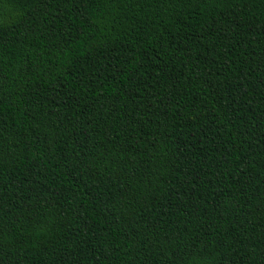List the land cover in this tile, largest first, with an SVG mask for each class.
I'll use <instances>...</instances> for the list:
<instances>
[{"label": "trees", "instance_id": "obj_1", "mask_svg": "<svg viewBox=\"0 0 264 264\" xmlns=\"http://www.w3.org/2000/svg\"><path fill=\"white\" fill-rule=\"evenodd\" d=\"M0 264H264V0H0Z\"/></svg>", "mask_w": 264, "mask_h": 264}]
</instances>
